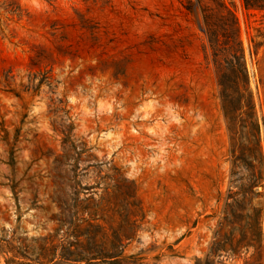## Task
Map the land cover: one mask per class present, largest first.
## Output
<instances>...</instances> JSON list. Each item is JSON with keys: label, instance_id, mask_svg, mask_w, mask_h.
Here are the masks:
<instances>
[{"label": "rangeland", "instance_id": "obj_1", "mask_svg": "<svg viewBox=\"0 0 264 264\" xmlns=\"http://www.w3.org/2000/svg\"><path fill=\"white\" fill-rule=\"evenodd\" d=\"M199 1L0 0V246L43 258L96 215L134 233L123 264L264 259V178L233 162L253 132L229 128ZM224 1L264 161V9Z\"/></svg>", "mask_w": 264, "mask_h": 264}, {"label": "trees", "instance_id": "obj_2", "mask_svg": "<svg viewBox=\"0 0 264 264\" xmlns=\"http://www.w3.org/2000/svg\"><path fill=\"white\" fill-rule=\"evenodd\" d=\"M203 13V31L208 36L210 55L216 68L220 86V97L229 128L237 134L239 124H247L253 132L254 147L247 154L236 155L234 165L242 160L249 161L254 183L264 178V161L259 145V124L256 119L253 96L249 88L248 70L244 49L239 37V26L234 11L224 0H218V8H212L203 0L199 1ZM245 8H263L264 0H243ZM239 149V148H238ZM94 216L78 217L70 220V227L60 237L58 244L50 248L48 256L30 258L26 251L13 242L1 247V253L10 255L6 264H123L129 258L125 254L128 240L134 233L126 227H106ZM20 259H23L21 261ZM26 260V261H25ZM33 262H27L29 261ZM242 264H264L263 252L257 259Z\"/></svg>", "mask_w": 264, "mask_h": 264}]
</instances>
